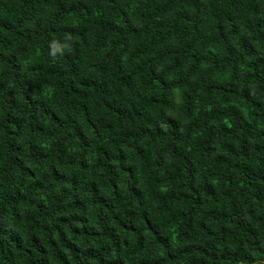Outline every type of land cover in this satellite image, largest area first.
<instances>
[{"label": "trees", "instance_id": "trees-1", "mask_svg": "<svg viewBox=\"0 0 264 264\" xmlns=\"http://www.w3.org/2000/svg\"><path fill=\"white\" fill-rule=\"evenodd\" d=\"M0 264H264V0H0Z\"/></svg>", "mask_w": 264, "mask_h": 264}, {"label": "clouds", "instance_id": "clouds-1", "mask_svg": "<svg viewBox=\"0 0 264 264\" xmlns=\"http://www.w3.org/2000/svg\"><path fill=\"white\" fill-rule=\"evenodd\" d=\"M69 47L70 45L68 43L61 44L58 41H52L50 42V49H51L50 55L52 57H56L57 54L62 56L65 50Z\"/></svg>", "mask_w": 264, "mask_h": 264}]
</instances>
